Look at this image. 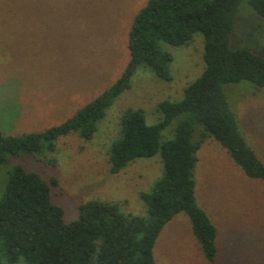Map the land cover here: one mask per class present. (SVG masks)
I'll use <instances>...</instances> for the list:
<instances>
[{"label":"rangeland","instance_id":"374dc122","mask_svg":"<svg viewBox=\"0 0 264 264\" xmlns=\"http://www.w3.org/2000/svg\"><path fill=\"white\" fill-rule=\"evenodd\" d=\"M148 1L0 0V131L21 135L59 125L113 85L131 59L132 24ZM232 46H248L264 57V17L248 0L239 6ZM166 47L174 55L171 81L139 68L91 138L73 131L55 141L54 151L12 156L0 165V195L9 170L21 164L58 178L53 199L68 222L90 199L116 201L126 213L145 214L140 193L161 176V154L139 157L112 173L109 152L121 135L127 107L143 108L147 123H157L163 116L159 103L182 99L204 69L202 34L196 33L189 46ZM225 91L247 141L264 162V86L242 80L226 84ZM178 121L162 130L163 139L174 136ZM197 154L196 197L218 229L216 261L205 257L189 216L180 212L156 240L157 264H264V180L246 175L212 136Z\"/></svg>","mask_w":264,"mask_h":264},{"label":"trees","instance_id":"16d2710c","mask_svg":"<svg viewBox=\"0 0 264 264\" xmlns=\"http://www.w3.org/2000/svg\"><path fill=\"white\" fill-rule=\"evenodd\" d=\"M243 0H149L135 16L129 37L131 59L121 77L72 117L44 131L9 135L0 131V165L12 156L54 151L56 140L70 132L91 138L114 102L132 86L141 67L173 79V53L167 45L189 46L203 36L205 67L184 89L180 100L159 103L162 118L147 123L141 107L121 115V135L109 152L110 171L119 173L139 157L161 154L163 171L140 197L145 214L126 213L116 201L90 199L79 216L64 218L54 201L59 180L14 165L0 195V264H157L154 245L167 222L185 212L205 257L215 262L218 229L196 197L198 150L208 136L227 149L252 178L264 180V162L249 144L225 85L242 80L264 86V57L248 46H232ZM264 17V0H248ZM179 118L172 138L162 130ZM199 133V138H196Z\"/></svg>","mask_w":264,"mask_h":264}]
</instances>
